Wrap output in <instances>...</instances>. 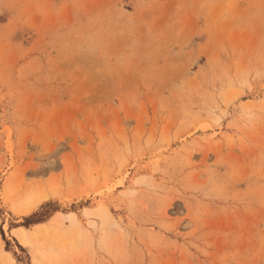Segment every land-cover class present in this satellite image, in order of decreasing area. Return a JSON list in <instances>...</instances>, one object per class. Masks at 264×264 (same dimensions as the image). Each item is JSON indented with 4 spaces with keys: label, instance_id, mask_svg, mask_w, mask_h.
Returning <instances> with one entry per match:
<instances>
[{
    "label": "rangeland",
    "instance_id": "374dc122",
    "mask_svg": "<svg viewBox=\"0 0 264 264\" xmlns=\"http://www.w3.org/2000/svg\"><path fill=\"white\" fill-rule=\"evenodd\" d=\"M0 264H264V0H0Z\"/></svg>",
    "mask_w": 264,
    "mask_h": 264
},
{
    "label": "bare ground",
    "instance_id": "6f19581e",
    "mask_svg": "<svg viewBox=\"0 0 264 264\" xmlns=\"http://www.w3.org/2000/svg\"><path fill=\"white\" fill-rule=\"evenodd\" d=\"M44 196V197H43ZM42 199L38 202V207L42 202H44L47 199V196L43 195ZM61 218L60 214H57L54 216L50 223H41L34 226L32 231H28L25 228L18 229L14 232L15 237L18 239L20 244L26 248H32L37 247L35 246V240L42 234H46L47 230H50L51 227L58 225V220ZM61 225V224H60ZM49 232V231H48ZM48 240V239H45ZM45 242V241H44ZM44 244V243H43ZM47 244V242H46ZM44 246V245H43ZM50 247V244H49ZM38 250V249H37ZM38 252V251H37ZM1 253H3V250L1 249ZM36 253V252H35ZM34 254V253H33Z\"/></svg>",
    "mask_w": 264,
    "mask_h": 264
},
{
    "label": "trees",
    "instance_id": "16d2710c",
    "mask_svg": "<svg viewBox=\"0 0 264 264\" xmlns=\"http://www.w3.org/2000/svg\"><path fill=\"white\" fill-rule=\"evenodd\" d=\"M38 214H34V216L33 217H35V216H37ZM28 220V219H27ZM47 219H45V218H43V219H38V220H36L35 222L33 221V222H31V224H39V223H43V222H45Z\"/></svg>",
    "mask_w": 264,
    "mask_h": 264
}]
</instances>
